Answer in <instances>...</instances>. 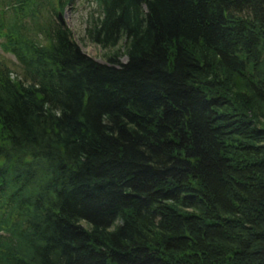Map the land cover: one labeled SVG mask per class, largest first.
I'll use <instances>...</instances> for the list:
<instances>
[{"label":"trees","instance_id":"1","mask_svg":"<svg viewBox=\"0 0 264 264\" xmlns=\"http://www.w3.org/2000/svg\"><path fill=\"white\" fill-rule=\"evenodd\" d=\"M91 1L0 0V264H264V0Z\"/></svg>","mask_w":264,"mask_h":264},{"label":"rangeland","instance_id":"2","mask_svg":"<svg viewBox=\"0 0 264 264\" xmlns=\"http://www.w3.org/2000/svg\"><path fill=\"white\" fill-rule=\"evenodd\" d=\"M97 11L91 0H73L70 5H67L61 12V18L64 26L70 31L72 39L79 46L81 51L95 61L104 63L105 53L111 52L112 49H102L97 44L90 42L85 35L90 17H95ZM0 60L4 61L9 66H13L15 60L12 55L4 53L0 49ZM125 57H119V61H124Z\"/></svg>","mask_w":264,"mask_h":264},{"label":"water","instance_id":"3","mask_svg":"<svg viewBox=\"0 0 264 264\" xmlns=\"http://www.w3.org/2000/svg\"><path fill=\"white\" fill-rule=\"evenodd\" d=\"M57 19H58V22H60L62 25L64 24L62 18H61V13L60 12H57Z\"/></svg>","mask_w":264,"mask_h":264}]
</instances>
